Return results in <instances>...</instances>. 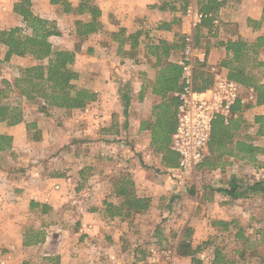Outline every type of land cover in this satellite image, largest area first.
<instances>
[{
	"label": "crops",
	"instance_id": "crops-1",
	"mask_svg": "<svg viewBox=\"0 0 264 264\" xmlns=\"http://www.w3.org/2000/svg\"><path fill=\"white\" fill-rule=\"evenodd\" d=\"M39 1L44 2L42 8L36 6ZM70 1L76 6L81 0ZM187 1L189 2L185 10L183 8ZM206 1L91 0V3L97 5L101 10L100 20L104 31L92 33L81 42L80 37L76 34L75 20H91L90 12L60 13L57 10V5L51 4L50 0H33L34 12L53 21L61 32L60 35L51 36V42L60 38L62 43L58 46L69 50H76V44L81 42L73 65L74 69L80 73L77 83L81 86L86 85L97 93V99L87 107L71 110L73 114L71 134L74 158L77 164L75 177L78 181L73 194L80 196L77 207L83 211V214L80 215L82 222L78 223L80 231H89L90 233L95 228L96 225L89 221L97 223L123 221L118 218L110 221L105 220L100 211L103 201L93 202L91 200L99 190L98 187L93 186L95 180L98 177L108 178L105 174L98 175L94 170L96 161L93 151L98 142L109 147L113 137L121 138L122 147L128 148H126L128 158L123 161L130 164L132 171H135L133 173L134 180L138 188L142 187V184L148 183L145 176L150 173L148 172L149 168L155 170L157 167L163 166L168 171L170 168H175L164 165L163 152L156 149L153 142L151 123L156 121L157 114L161 111L160 105L169 103V98H177L178 91H168L165 95L156 94L152 86L158 81L157 78L167 63L179 64L183 48L173 49L169 56L163 59L162 64L156 65V56L150 54L144 45L139 46L137 53L132 56L123 53V51L118 52V43L107 32L118 31L121 27L126 28L128 33L142 29L148 34L146 39L151 41L158 39L173 41L181 35L192 34L197 39L196 46L203 51L196 61V66L202 62L204 66L197 67V72H201L205 76L215 77L216 74H221L228 77V69L221 65L222 59L227 55L226 47L222 43L238 37L255 42L259 36H264V0H225V3L215 13L218 22L213 21L212 25L196 24L200 6ZM20 19L13 10V0H0V29L19 25ZM71 19L72 24L70 28L66 29V22ZM164 22L170 27L159 29L158 26ZM66 35L76 37V43L67 45L65 43ZM53 45L55 46V44ZM124 50H130V46H124ZM5 53L6 46L0 43L1 64H6V62L8 64L19 58L13 56L9 61H5ZM258 58L264 61V46L260 49ZM82 76H84V81L81 80ZM262 81H264V74ZM180 83L181 77L178 87ZM247 103H255V101L243 104ZM170 109L176 116L174 121L177 127L176 103L172 104ZM257 114H264V104L253 105L242 111L233 110V118L240 117L243 120L240 127L235 130V139H246L248 143L264 149V135H258L259 124L254 122ZM30 116L32 114L25 111V119L21 123L8 125L0 122V134H8L13 137V150L22 142V130L27 128ZM175 130L171 134L169 144L171 150H173L171 145ZM255 160L264 164V154H253L242 158L226 153L215 167L200 165L207 169V177L217 173L216 183L211 182L207 188L211 190V193H214L212 197L217 199L214 207L218 210V219L230 221V213L236 212L234 216L236 218L250 214V211L254 209L250 199L262 191L248 190L246 197L235 198L226 193L225 189L237 185L240 186L238 190H246L253 184L255 178L251 176L249 180L235 166L240 164L238 168L251 169L254 168ZM33 162L36 163L37 160H33ZM32 167H35V164ZM261 169H264V165L259 168V170ZM38 178L43 181L35 182V179L38 180ZM9 179H11L12 185L7 188L12 190L10 194L12 193L15 198V204L24 205L28 212L37 215L43 222L28 226L26 229V226L21 224L22 221L17 222L13 214H8V216L11 215L10 222L2 223L1 219L4 213H8L5 210L9 211L11 204L5 201L7 196L2 191L4 187L0 186V227L6 225L10 228L4 234L0 233V256L6 264H47L48 258L56 255L60 257V264H80V256L69 243L74 238L69 237L71 233L67 230L66 223L60 219L46 220L44 218L52 217L56 211L64 207L68 196L62 190V186L73 183L74 177L68 174L59 176L41 174L39 176L37 173L31 172L28 176L22 175ZM43 183L54 184L56 190L45 187ZM87 183L91 187H86ZM104 191H106V195L112 193L109 189H104ZM149 194L151 193L147 192V195ZM81 197L83 202L80 201ZM87 201L86 208H83L81 205ZM32 202L46 203L50 206V212L41 215L39 207H31ZM15 207L14 205L13 208L16 210ZM77 230H74L75 234L78 233L79 230ZM38 232L41 235L40 240L35 237Z\"/></svg>",
	"mask_w": 264,
	"mask_h": 264
},
{
	"label": "rangeland",
	"instance_id": "rangeland-1",
	"mask_svg": "<svg viewBox=\"0 0 264 264\" xmlns=\"http://www.w3.org/2000/svg\"><path fill=\"white\" fill-rule=\"evenodd\" d=\"M36 6L42 8L44 2L39 1ZM20 20L18 24L24 27L25 23L22 19ZM71 24L72 19L66 22V29L70 28ZM53 42L56 47L61 48L58 46L62 43L60 38ZM65 43L73 45L76 43V37L66 35ZM18 57L17 60L8 64L0 63V86H4L3 79L13 82L21 67L34 62V59L29 56ZM82 77L81 80L84 81V76ZM244 95L248 94L244 93ZM20 100H22L21 106L24 113L30 112L32 116L29 118L27 128L22 130V142L16 149L0 151V186L4 187L2 191L7 196L5 201L11 204V209L5 210L8 213H4L2 223L10 222L11 215L8 216V214H13L17 222L22 221L21 224L25 225L26 229L28 226L43 222L40 217L28 212L24 205L15 204V198L12 193L10 194L12 190L7 188L12 185L9 178L28 176L31 172L39 176L68 174L73 176L75 181L62 186V190L68 196L64 207L56 211L52 217L44 218L46 220L60 219L66 223L67 230L71 233L69 237L74 238L69 243L80 256V264H191V257L179 256L177 253L179 239L186 226L194 230L193 245L195 247L201 245L202 251L210 256H214L215 249L219 247L229 257L236 258L237 250L246 246L244 239L248 238L251 247L247 249V259L253 264H264L255 253L257 247L258 252H261L259 254L264 256V191L250 199L254 208L250 214L234 218L236 212L230 213V221L233 223L228 230H223L219 225H213L219 214L214 207L217 199L212 197L214 193L207 188L211 182L216 183L217 173L207 177V169L201 166L187 173L170 172L163 166L155 170L147 168L152 175L148 173V176H145L148 183L142 184L140 188L137 187V191L140 189L138 192L140 195L152 197V205L148 210L113 223L89 221L96 225L95 228L90 233L80 231L78 223L82 220L80 215L83 211L77 207L80 196L73 194L78 185L77 177H75L77 164L71 134L73 114L61 108H48L42 111L40 101L26 100L17 92H10L9 97L5 99L14 104ZM120 140L121 138L113 137L109 147L99 142L94 147L93 156L96 161L94 170L98 175L105 174L108 178L98 177L95 180L93 186L98 187L99 190L98 194L91 198L93 202L105 199L120 202L113 193L106 195L104 189L112 191L111 180L122 173H130L134 179L135 171H132L130 164L123 161L128 158L127 147H122ZM34 164L35 167H32ZM238 166L240 164L235 168L249 180L253 176L255 182H264V169L259 170L255 166L251 169L238 168ZM39 181L43 180L35 179V182ZM43 185L55 189L52 183H43ZM86 185L91 187L88 183ZM147 192L151 194L147 195ZM80 201L83 202L82 197ZM87 203L88 201L81 206L86 208ZM14 205L16 210L13 208ZM9 229L6 225H2L0 233L4 234ZM76 229L79 230L77 234L74 233Z\"/></svg>",
	"mask_w": 264,
	"mask_h": 264
},
{
	"label": "trees",
	"instance_id": "trees-1",
	"mask_svg": "<svg viewBox=\"0 0 264 264\" xmlns=\"http://www.w3.org/2000/svg\"><path fill=\"white\" fill-rule=\"evenodd\" d=\"M188 2L183 9L186 10ZM50 3L57 5L60 13H91V20H75L76 34L82 42L90 34L104 31L100 20V8L91 3V0H81L76 6L70 0H50ZM225 3V0H207L200 6L203 13L202 21L199 25H212L215 13ZM13 10L25 23L24 27L15 25L8 29H0V43L6 46L5 61H9L13 56L32 57L33 64L21 67L18 76L13 82L3 79L4 86H0V122L8 125H15L24 121V109L21 106L22 100L16 104L5 101L10 92H17L26 100L40 101L41 110L48 108H61L71 111L87 107L97 99V93L86 85H79L77 81L80 73L73 67L76 60V52L80 50L81 42L76 44V50L62 49L53 45L50 37L60 35V30L56 24L33 10V0H13ZM258 25V22H256ZM166 22L161 23L158 28H169ZM114 41L118 43V52L130 56L137 53L139 46H146L147 51L156 56V65L162 64L163 59L169 56L170 52L176 48H184L185 35L177 37L175 40L158 39L157 41L147 40V32L136 30L128 33L126 28L121 27L118 31L107 32ZM145 36V38H142ZM196 37L194 42L197 45ZM225 45L227 55L222 59L221 65L228 69V77L245 87H252L255 91V103L243 104L238 101L234 106V111H242L253 105L264 104V61L260 60V49L264 46V36H259L255 42H249L243 38L229 39L222 43ZM124 46H130V50H124ZM204 66L199 63L195 66V86L198 89H205L214 81V76L197 72V67ZM182 67L180 64L167 63L158 76V81L152 86L156 94L165 95L168 91L182 89V81L178 87ZM201 81H198V80ZM169 103L160 105L155 122L151 123L153 142L156 149L163 152V162L167 167H177L179 155L169 148L171 134L175 130L176 117L171 105L176 103L178 98H169ZM177 114V109H176ZM176 120V119H175ZM240 117H230L226 122L224 118L218 117L213 124V130L209 141V156L202 163V167H215L218 165L223 155L249 156L253 154H264V149L248 143L246 139H235V130L242 123ZM254 122L259 124L258 135H264V114H257ZM13 137L8 134H0V151L12 148ZM256 161V160H255ZM263 163L258 160L254 166L260 168ZM63 175V174H61ZM112 193L120 202L105 199L102 209H100L105 220H124L131 215L148 210L152 205L151 196L140 195L137 186L130 173H122L112 180ZM264 182L256 181L246 188L238 190L240 186L234 185L225 189L226 193L235 198L246 197L247 191H264ZM31 207H39L40 214L50 212V206L46 203L32 202ZM233 221L217 219L213 225H219L223 230H228ZM235 223V222H234ZM193 228L186 226L179 239L177 253L179 256L191 257V264H203L196 254L202 251V246L193 245ZM241 235V233L239 234ZM243 236V234H242ZM36 239H41L40 232L35 235ZM242 248L237 250L236 258L229 257L221 248L214 251L212 264H253L247 259V249L251 244L248 238L244 239ZM257 247L256 255L260 261L264 262L263 254H259ZM47 264H60L58 255L48 258Z\"/></svg>",
	"mask_w": 264,
	"mask_h": 264
},
{
	"label": "built area",
	"instance_id": "built-area-1",
	"mask_svg": "<svg viewBox=\"0 0 264 264\" xmlns=\"http://www.w3.org/2000/svg\"><path fill=\"white\" fill-rule=\"evenodd\" d=\"M203 13L197 15L196 24L201 23ZM215 22L218 20L215 18ZM202 49L196 46L192 34L185 37V46L179 64L182 67V89L176 93L177 127L172 138V149L179 155L178 166L170 172H193L207 158L208 144L214 121L218 117L227 122L238 102L255 101V91L227 76L216 74L213 84L206 89L195 86V66ZM244 93L248 95L245 96ZM203 264H212L213 256L204 251L197 253ZM0 264H6L0 256Z\"/></svg>",
	"mask_w": 264,
	"mask_h": 264
}]
</instances>
